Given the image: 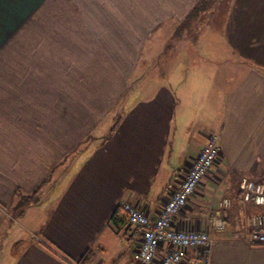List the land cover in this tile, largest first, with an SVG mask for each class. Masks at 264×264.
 I'll return each instance as SVG.
<instances>
[{"label":"crops","instance_id":"crops-1","mask_svg":"<svg viewBox=\"0 0 264 264\" xmlns=\"http://www.w3.org/2000/svg\"><path fill=\"white\" fill-rule=\"evenodd\" d=\"M198 1L0 0V264H76L87 250L91 264H138L119 204L156 218L210 134L220 157L172 225L207 230L209 205L230 197L208 264H264V245L243 238L254 208L236 214L240 180L264 183V0H230L190 42L196 61L179 43L114 131L81 146ZM176 57L188 62L172 77Z\"/></svg>","mask_w":264,"mask_h":264},{"label":"built area","instance_id":"built-area-1","mask_svg":"<svg viewBox=\"0 0 264 264\" xmlns=\"http://www.w3.org/2000/svg\"><path fill=\"white\" fill-rule=\"evenodd\" d=\"M220 152L216 136L210 134L180 179L177 190L171 194L153 220L128 200L121 201L119 207L132 226L129 236L140 237V245L133 256L138 264H186L188 249L193 250L192 264H208L214 242L212 229L222 228L223 218L234 206V199L226 196L221 198L217 203L218 209L214 211L209 205L205 213L207 230L175 228L172 222L197 189L201 179L218 161ZM236 203V214L239 217L246 216L248 206L255 210L247 217L244 240L252 246L264 245V183L242 178L238 185ZM158 252H161L160 256L157 255Z\"/></svg>","mask_w":264,"mask_h":264},{"label":"rangeland","instance_id":"rangeland-1","mask_svg":"<svg viewBox=\"0 0 264 264\" xmlns=\"http://www.w3.org/2000/svg\"><path fill=\"white\" fill-rule=\"evenodd\" d=\"M229 1L230 0H213L212 2H209L208 8L203 13V15L199 14L194 20L190 21L189 24L184 25L185 27H183L182 23L178 22L176 24L169 25L167 30L165 29V27L162 28V32L160 33L159 38L156 41L155 48L157 46L159 47L161 42L165 43L164 55H161L158 60L153 59V61H151L150 59H147L144 64H141L140 72L137 73L136 76L133 75V80H131V82L129 81L128 83L126 95L117 103L115 108L111 110L110 114L99 125V128L93 133L89 134L88 138H93V136H100L110 132V128L115 124L118 119L117 117L120 115H124L137 100V94L133 93L135 88L139 87L141 83L147 82L148 80L151 81L150 79L153 77V73L152 75L150 74L151 76L145 73H147V71L153 66L157 67L158 69H161L163 63L167 59L169 60L170 56L174 58L177 51H179V43L184 40L187 43L189 42L187 50L189 52L188 59L191 61H196V59L198 58V56H195L197 54L196 52H199L202 44L199 45L200 47H195V44H192L190 42L194 40L200 28H212L213 23L216 24L215 26L213 25L215 28L220 27L219 23H221L223 18L222 13L225 11ZM203 51H207L206 46L203 48ZM144 58L146 59V56ZM187 62V59L185 61L180 57H176L175 59L171 60L170 66H172V68H169L167 74L171 75L172 77H175V75L178 74L181 75L180 70L185 66ZM184 73H186V69ZM138 77L143 79V81L140 82L141 80L138 79Z\"/></svg>","mask_w":264,"mask_h":264},{"label":"trees","instance_id":"trees-1","mask_svg":"<svg viewBox=\"0 0 264 264\" xmlns=\"http://www.w3.org/2000/svg\"><path fill=\"white\" fill-rule=\"evenodd\" d=\"M213 0H199L196 2L190 11L186 14V16L180 21L182 23L183 27L184 25H187L190 23V21L194 20L199 14H203L207 8H208V3L212 2ZM211 13V12H210ZM119 119V116L117 117ZM118 119L115 122V124L110 128V133H112L116 127V124L118 123ZM91 140L90 138H86L83 141V144L81 146H84V144H87V142ZM80 150V149H79ZM78 151V149H77ZM35 197V194L28 195V196H23L21 195L17 201L18 206L25 205L31 201V198ZM17 206V205H16ZM112 220L114 223H120L121 219L117 216V212H115L112 216ZM91 258L92 254L90 250H87L77 261L76 264H91Z\"/></svg>","mask_w":264,"mask_h":264}]
</instances>
